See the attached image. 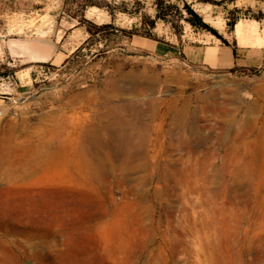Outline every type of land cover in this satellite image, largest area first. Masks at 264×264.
I'll return each mask as SVG.
<instances>
[{"label":"rangeland","instance_id":"374dc122","mask_svg":"<svg viewBox=\"0 0 264 264\" xmlns=\"http://www.w3.org/2000/svg\"><path fill=\"white\" fill-rule=\"evenodd\" d=\"M213 42L243 59L200 62L196 50ZM143 80L155 83L141 99L157 113L144 106L138 120L141 156L113 146L94 162L70 150L72 166L13 182L0 164V264H264V156L249 193L231 201L222 192L233 170L248 168L246 155L264 154V0H0V160L13 147L25 154L103 128L104 95L125 103ZM183 103L187 131L173 122ZM222 123L230 130L220 138ZM140 157L143 167L121 182L122 166Z\"/></svg>","mask_w":264,"mask_h":264},{"label":"bare ground","instance_id":"6f19581e","mask_svg":"<svg viewBox=\"0 0 264 264\" xmlns=\"http://www.w3.org/2000/svg\"><path fill=\"white\" fill-rule=\"evenodd\" d=\"M239 26V24H238ZM241 27V26H240ZM238 29V28H237ZM238 31V30H237ZM240 31V29H239ZM243 31V30H242ZM240 31V32H242ZM244 32V31H243ZM242 32V33H243ZM241 42V41H240ZM245 43V42H244ZM143 79V78H142ZM154 79V77H152V80ZM160 79V78H159ZM162 79V78H161ZM160 79V80H161ZM155 80V79H154ZM144 81V80H143ZM157 82V81H156ZM159 82V81H158ZM158 84V83H157ZM155 83L152 81H144L141 82V84H137L135 85L132 90L134 92V96L135 99H131L128 100L125 103H118V102H114L112 101V98L104 95V99H107V101L111 104L107 105L106 110L107 112L104 113L103 116H106L107 118L110 119L109 122H107V124H105L103 126V128H98L96 126L94 127H87L85 128L81 134H79L78 136H74L72 133L73 131H71L68 136L65 137V139H59L58 144H53L51 142L44 144L43 148L40 149L39 151L33 150L29 152L27 149V152H29L28 154H23V153H19V151H16V147L10 148V158H3L2 160H0V164L4 165V166H10V169L13 168L10 172L9 175L6 172L5 175H8L10 180V182L13 181H20L21 180H26V179H30L33 177V175H35V173L40 169V168H56L59 165L62 164H66L67 166H72L73 164V157L71 155V153L69 152L70 150H75L76 153H79L80 158L84 159V157H88L89 155H93V160L95 161H99V156H100V150L104 149L106 147L110 148L111 150L113 149V146L115 147V150L118 151L119 154L122 155H126L129 156L130 158H134V157H138L140 154L142 155L143 153H140L142 151V146H140L142 144V142L144 141L145 138H142V136H138L136 138V126L138 124H142L143 122H138V120H141L143 115L145 114L143 112V108L144 106H147L148 108H151L150 110V114L152 116H156V111H157V106L154 104V101H145L141 99V91L143 89L149 90L150 92H154V90H156L155 88ZM125 86V85H124ZM127 86V85H126ZM125 86V87H126ZM132 87V86H131ZM105 88H103L104 90ZM125 90V89H124ZM161 90V89H160ZM106 91V90H105ZM126 94V93H125ZM124 94V95H125ZM148 94V93H147ZM98 95V94H97ZM150 95H152L150 93ZM149 96V95H148ZM158 96V95H157ZM115 97V96H114ZM133 97V96H132ZM100 98V97H98ZM117 98V97H116ZM148 98V97H147ZM160 98V97H159ZM158 98V99H159ZM130 99V98H129ZM152 99V98H151ZM84 100V99H83ZM98 100V99H97ZM157 100V99H156ZM163 101V98L161 99ZM87 101V100H86ZM93 101V100H92ZM91 101V102H92ZM159 101V100H158ZM165 101V100H164ZM179 101V100H178ZM122 102V100H121ZM157 102V101H155ZM227 101L225 100V103ZM93 103V102H92ZM101 103V102H100ZM178 103V102H177ZM72 104V103H71ZM172 104V103H171ZM180 104V103H179ZM184 104V103H183ZM209 104V103H208ZM207 104V105H208ZM227 104V103H226ZM230 104V103H229ZM73 105V104H72ZM93 105V104H91ZM189 105V103H188ZM94 106V105H93ZM174 106V105H173ZM182 106V105H181ZM160 107V106H159ZM170 107V106H169ZM190 107V106H189ZM175 109V106L173 107ZM180 108V107H179ZM178 108V109H179ZM210 108V107H209ZM224 108V107H223ZM228 108V107H226ZM171 110V108H169ZM207 109V108H206ZM229 109V108H228ZM71 110V109H70ZM209 110V109H208ZM223 110V109H222ZM227 109H225L224 111L226 112ZM57 111V110H56ZM55 111V112H56ZM147 111V110H146ZM166 111V110H165ZM172 111V110H171ZM205 111V110H204ZM222 113H225V112ZM57 113V112H56ZM176 114L174 115V119L173 122L175 124V128L177 130L180 131H187L189 129H191V124L192 121L191 120H187L188 115L190 114L189 112V108L187 106V104H184L177 112H175ZM169 114V113H168ZM205 114V113H204ZM218 114V113H217ZM227 114V113H226ZM225 115V114H224ZM69 116V115H68ZM167 116V115H166ZM228 116V115H227ZM225 116V117H227ZM156 118V117H155ZM165 118V117H164ZM167 118V117H166ZM223 118V117H222ZM233 118V117H231ZM69 119V118H68ZM67 119V120H68ZM152 119V118H151ZM202 119V118H201ZM234 119V118H233ZM193 120V119H192ZM221 120V119H220ZM224 120V118H223ZM62 121V120H61ZM143 121V120H142ZM156 121V120H155ZM163 121V120H162ZM226 121V120H225ZM231 121V120H230ZM75 122V121H74ZM194 122V121H193ZM227 122V121H226ZM71 123V122H70ZM163 123V122H161ZM218 123V122H217ZM225 123V122H224ZM228 123V122H227ZM226 123V124H227ZM69 124V123H68ZM223 124V123H222ZM226 124H223L224 129L222 130V132L220 133L222 136L220 138H222L224 136V134L228 133L227 131L230 130V126H227ZM244 124V123H243ZM45 125V124H44ZM125 126V128H123L122 126ZM148 125V124H147ZM236 125V124H235ZM67 126V125H66ZM145 126V125H144ZM163 126V125H162ZM25 127V126H24ZM142 127V126H141ZM202 127V126H201ZM54 128V127H53ZM146 128V127H145ZM152 128V127H151ZM14 129V128H13ZM66 129V128H65ZM76 129V128H75ZM158 129V128H157ZM164 129V128H163ZM172 129V128H171ZM170 129V130H171ZM193 130H195L194 126L192 128ZM235 129V128H234ZM16 130V129H15ZM26 130V129H25ZM74 130V129H73ZM126 130V131H124ZM156 130V129H155ZM205 131V128L203 129ZM199 131V130H198ZM235 131V130H234ZM15 132V131H14ZM174 132V131H173ZM177 132V131H176ZM175 132V133H176ZM213 132V131H212ZM217 132V131H216ZM243 132V130H242ZM65 133V131L63 132V134ZM206 133V132H205ZM210 133V132H209ZM34 134V133H33ZM103 134V135H102ZM233 134V133H232ZM192 136H194L192 134ZM219 136V135H218ZM106 138L105 141H103V138ZM136 138L138 141H136V143L134 141H130L131 138ZM182 137V136H181ZM55 138V137H54ZM158 138V137H157ZM179 138V137H178ZM206 138V137H205ZM160 139V138H159ZM194 139V138H193ZM196 139V137H195ZM219 141V138H216ZM174 140V139H173ZM191 140V139H190ZM198 140V139H197ZM201 141L203 139H200ZM230 140V139H229ZM41 141V140H40ZM53 141V140H52ZM183 142V140H181ZM186 141V140H185ZM181 142V143H182ZM192 142V141H191ZM216 142V141H215ZM180 143V142H179ZM32 144V142H31ZM30 144V145H31ZM217 144V143H216ZM219 144H221V142L219 141ZM229 144V143H228ZM29 145V146H30ZM34 145V144H33ZM32 145V146H33ZM38 145V143L36 144ZM192 145V144H191ZM197 145V144H196ZM223 145V144H222ZM16 146V145H15ZM181 146V145H180ZM179 146V147H180ZM183 146V145H182ZM199 146V145H198ZM9 147V146H8ZM31 147V146H30ZM232 147V146H231ZM32 148V147H31ZM40 148V146H39ZM187 148V147H186ZM200 148V147H199ZM220 148V147H219ZM222 148V147H221ZM25 149V147H24ZM160 149V148H158ZM181 149V148H180ZM211 149V148H210ZM6 150V149H5ZM182 150V149H181ZM180 150V151H181ZM113 151V150H112ZM158 151V150H157ZM160 151V150H159ZM164 151V150H163ZM7 152V150H6ZM23 152V151H22ZM212 152V151H210ZM102 153V152H101ZM188 153V152H187ZM3 154V153H2ZM108 154V153H107ZM182 154V153H181ZM218 154V153H217ZM140 155V156H141ZM150 155V154H149ZM207 155V154H206ZM212 155V154H211ZM8 156V155H7ZM186 156V155H185ZM208 156V155H207ZM240 156V155H239ZM263 156L264 154L262 153H258V154H254V156H248L246 155L245 157L247 158V161L249 162L248 164V168L246 166L241 167V170H233L232 171V178L230 179V181H228L225 185H223V195H227L231 196V201L234 200V198H241L243 195H245L246 193H249L248 190H244L242 191V189L244 187H246L247 185H249V183L251 182V177L254 173L256 167L258 166V162H262L263 161ZM90 157V156H89ZM219 158V157H218ZM115 159V158H114ZM184 160V159H183ZM222 161V160H221ZM131 162V161H129ZM215 162V160H214ZM220 163V162H219ZM184 164V163H183ZM199 164V162H198ZM124 165V164H123ZM189 167L188 168H194L192 164H188ZM93 167H97V164H93ZM143 167V161H141V157L138 159V163L136 166H133L132 168H130L129 164L127 166H122L123 171L122 172V177L120 179L121 182L125 183L127 180H129V178L127 177L128 173L135 170H140ZM84 168V167H83ZM99 168H105V167H99ZM115 168V166H114ZM117 168V167H116ZM171 168H175V167H171ZM181 168H185V170L187 171V165L185 164V166H182ZM216 168V167H215ZM214 168V169H215ZM91 169V168H89ZM107 169V168H106ZM75 170V169H74ZM77 170V169H76ZM75 170V171H76ZM105 170V169H104ZM245 170V171H242ZM41 171V170H40ZM43 171V170H42ZM54 171V170H53ZM56 171V170H55ZM66 171V170H65ZM103 171V170H102ZM100 171V172H102ZM106 171V170H105ZM104 171V172H105ZM221 171V170H220ZM3 172V171H2ZM116 172V171H115ZM170 177L172 178V183L174 182V184L171 185V187H169V189L171 190V195L176 194L177 191V186L175 184V180H174V169H172L170 171ZM53 176V173H51ZM58 174V173H57ZM104 174V173H103ZM189 174L194 175L196 178H198V174L196 173V171H193V169H189ZM43 175V174H42ZM48 175V174H47ZM101 176V175H100ZM113 176V175H112ZM218 176V174H217ZM219 176H223L224 178H227L226 174L224 172H220ZM218 176V178H219ZM55 177V176H54ZM113 178V177H112ZM160 178H162V176L160 175ZM55 179V178H54ZM138 180V179H137ZM136 180V181H137ZM70 181V180H69ZM144 181V180H143ZM71 182V181H70ZM179 182H182L184 184V190L183 192V196L187 194V192L189 191V189L186 187L187 186V176L185 174H182V178ZM114 183V182H113ZM144 182L140 181L138 186H136V192L138 194V196L140 195V199H139V206L140 209H142V197L144 196V191H143V187L141 186ZM216 183V182H215ZM218 184V183H216ZM220 184V183H219ZM112 185V184H111ZM129 186V185H128ZM131 186V185H130ZM141 186V187H140ZM148 186V185H147ZM145 187V186H144ZM253 187V186H252ZM255 188L258 189L260 188V185H255ZM140 190L142 192H140ZM215 190V189H214ZM130 191V190H129ZM235 191V194H232V192ZM131 192V191H130ZM152 193V192H151ZM158 196L161 195L160 191L157 189L155 192ZM213 193V192H212ZM182 194V193H181ZM177 195V194H176ZM183 196H179L180 199ZM188 196V195H186ZM177 197V196H176ZM175 198V197H174ZM137 199V198H136ZM144 199V198H143ZM178 199V200H180ZM188 199V198H187ZM193 199V198H192ZM238 199V200H239ZM207 200V199H206ZM154 201V200H153ZM177 201V199H176ZM244 201V199H243ZM136 202V201H135ZM144 202V201H143ZM175 202V200H174ZM138 203V202H137ZM240 203V202H239ZM238 203V204H239ZM176 206V205H175ZM232 206V205H231ZM144 207V206H143ZM230 207V206H229ZM237 207V206H236ZM174 208V207H173ZM139 209V208H138ZM176 209V208H175ZM174 209V210H175ZM212 209V208H211ZM140 211V210H139ZM173 211V210H172ZM179 211V209H178ZM142 212V211H141ZM176 212V210H175ZM212 212H214L212 210ZM139 213V212H138ZM172 213V212H171ZM170 213V214H171ZM145 216V214H143ZM141 216V215H140ZM143 216V217H144ZM147 216V215H146ZM140 219V218H139ZM141 221V220H140ZM144 222V221H143ZM142 222V223H143ZM150 225V224H148ZM159 225V224H158ZM144 226V225H143ZM143 228V227H142ZM151 229V228H150ZM146 230V229H145ZM152 230V229H151ZM215 233V232H214ZM150 234V233H148Z\"/></svg>","mask_w":264,"mask_h":264},{"label":"crops","instance_id":"0c3cea01","mask_svg":"<svg viewBox=\"0 0 264 264\" xmlns=\"http://www.w3.org/2000/svg\"><path fill=\"white\" fill-rule=\"evenodd\" d=\"M195 53L200 62H205L217 68L233 67L240 59H243V55L238 54V51L231 46L221 45L217 42H213L206 47H200Z\"/></svg>","mask_w":264,"mask_h":264},{"label":"trees","instance_id":"16d2710c","mask_svg":"<svg viewBox=\"0 0 264 264\" xmlns=\"http://www.w3.org/2000/svg\"><path fill=\"white\" fill-rule=\"evenodd\" d=\"M186 8L189 10V12L190 13H192L193 15H194V17H196V21L200 24V25H202V26H204L205 24H204V22H203V19H202V17L198 14V13H196L190 6H186Z\"/></svg>","mask_w":264,"mask_h":264}]
</instances>
